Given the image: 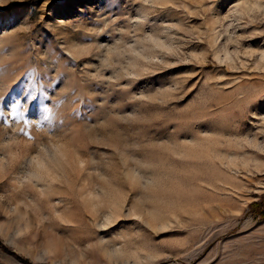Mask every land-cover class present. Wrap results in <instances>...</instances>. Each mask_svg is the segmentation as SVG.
Returning <instances> with one entry per match:
<instances>
[{"label": "rangeland", "instance_id": "rangeland-1", "mask_svg": "<svg viewBox=\"0 0 264 264\" xmlns=\"http://www.w3.org/2000/svg\"><path fill=\"white\" fill-rule=\"evenodd\" d=\"M0 264H264V0H0Z\"/></svg>", "mask_w": 264, "mask_h": 264}, {"label": "snow or ice", "instance_id": "snow-or-ice-1", "mask_svg": "<svg viewBox=\"0 0 264 264\" xmlns=\"http://www.w3.org/2000/svg\"><path fill=\"white\" fill-rule=\"evenodd\" d=\"M20 118H21V119H23V118H24L22 114H20Z\"/></svg>", "mask_w": 264, "mask_h": 264}]
</instances>
